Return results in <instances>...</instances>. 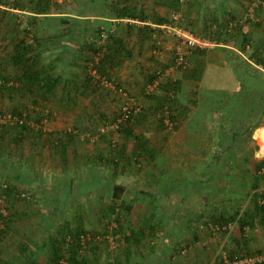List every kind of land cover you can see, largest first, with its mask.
<instances>
[{"label": "rangeland", "instance_id": "rangeland-1", "mask_svg": "<svg viewBox=\"0 0 264 264\" xmlns=\"http://www.w3.org/2000/svg\"><path fill=\"white\" fill-rule=\"evenodd\" d=\"M18 1L0 0V114L10 115L13 110H17L22 115L20 118L13 115L15 116L14 121L0 123V229L4 230L2 239H0L2 251L0 255L4 258L0 260L1 264H15L12 261L13 256L19 261L24 258L25 254L20 252L17 247L18 242L26 244L28 251L35 253L39 261H47L51 253L50 238L55 240L56 246L61 248L63 254L67 256V248H71L74 244L72 235L79 229L85 231L89 236V240L84 242V246L80 244L81 246L78 248V252L86 264H154L147 257L139 256L142 250L138 253V247L142 246L135 243L137 233L134 230L137 227L132 223L133 212L121 211L120 197L117 200H112L110 194H104L106 190L110 191L113 187L120 186L119 184L125 188L135 186L146 190L165 187V185H167L166 189L184 186L188 189L228 190L227 193L223 192V196H229L236 200L234 201L235 205L227 203L228 206H234L228 209L233 212L225 215L229 218L234 215L232 216L234 218L229 221L230 227L225 231H214V227L221 226L214 223L212 217L222 211V206L211 207L207 205V202L201 205L199 201H196L198 205H195L194 195L187 196L188 202L185 200L178 203L176 201L177 195H174L173 198L176 200L174 199L170 206L161 208L167 217L171 216L174 219V226H176L173 228V241L170 244L172 255L168 256V259L166 257L165 260L162 255L159 259L156 258L155 262L159 264H192L196 261L194 258L198 257L202 264H216L221 259L218 256L213 258L214 251L219 246L217 241H213V238L223 236L246 215L254 216L251 225L254 220L255 226L261 224L259 216H255L253 213V196L264 194V171L255 170V164L260 161V157H255L257 145L252 138L255 130L242 133L243 127L241 125L238 128L237 125L233 124L217 126L209 121V127L204 138L198 140L191 138L184 140L183 138L181 140V143L185 145L183 147L180 146L181 143L180 145L175 143L176 139L180 141L181 138L180 132L177 131L178 121H183L185 118L183 109H174L172 118L176 124L171 129H167L163 123V111L158 110V106L154 112L142 114L141 105L133 103L134 100L126 84L116 83L111 78V74L109 79L103 78V76L98 78L97 74L93 76L91 74L92 52L86 48L95 44L96 29L113 30L118 37L116 27H128L126 33L122 32L124 35L126 34L124 38L132 39L136 37L137 25L132 23L128 25L124 21L123 23H115L116 25L113 26L114 23L100 24L98 21L89 19L78 20L67 19L66 17H63L65 22L60 23L62 17H57L55 14L72 10L77 14L84 15L87 13L88 7L99 10L100 0H47L50 15L38 19L37 24L29 15L20 18L21 15L12 13V26L18 29L19 36L22 37L24 32L25 40L33 46V49L38 50L34 54H38V52L41 54L38 61L43 79L47 77L59 78V83L50 94L44 92L40 87L19 84L14 75L15 69L8 60L11 53L9 47L14 42L13 37L16 38V41L19 36H8L10 13L5 9L9 2L18 4ZM24 1V8L27 11L32 10L36 0ZM133 1L135 0L122 2L121 0H115V2L113 0L107 5L120 11L123 8L132 9ZM253 2V0H249L248 5ZM125 3H127V7L124 6ZM166 3L168 5H163L162 9L165 18L169 21L172 14H180V4L185 2L171 0L170 2L166 1ZM258 11L260 10L255 12ZM260 14H263V11L256 14L262 19ZM178 20L180 21L179 17L176 25L183 27ZM262 28L264 29L263 25ZM146 34L148 37L150 36L151 40L149 32ZM66 40L68 45L65 47L68 49H64L65 52L61 55L66 60L63 64H58V62L53 61V54L46 51V48L49 49L51 46L50 48L54 50L58 48L63 51L62 46L67 43ZM47 54L48 56L51 54L52 57L47 58ZM163 70V67L151 65L140 69L142 74H147L144 73L146 71H149L148 73L154 72L156 77L160 76ZM11 71H13V75H11ZM67 74L72 78H60V76H67ZM87 76L93 80L84 86L83 83ZM150 82L142 84L140 94L160 95L161 88L159 87L151 93L147 92V86ZM170 82L169 80L167 87L165 86L162 92L169 88ZM42 84L45 85L43 82L39 83L40 86ZM63 86L64 90L62 91L61 87L63 88ZM61 92L64 93V96L65 93L67 96L71 93L77 94V96L76 98L71 97V99L67 97H60L59 99ZM122 92L126 93V99H129L132 107L138 109L132 115L131 126L132 124L139 125L137 123L139 120V123L141 121L140 124L145 123L147 127L146 120H144L147 117L155 122V130H152V127H148L149 130L143 129L142 126L138 132L139 135L150 139L148 142L154 147L153 149L157 152L156 156L159 157L158 163L156 160L153 163L146 162L142 159L144 156L138 154L137 149H135L130 158L131 166L128 168L132 167L138 172L145 169L157 170L159 173L156 171V174H153L156 177L146 176L143 179L138 177L136 180L107 178L105 183L89 187L87 186L89 178L87 176L80 177L82 174L69 169L71 164L62 167L60 162L47 161L46 157L38 156L41 154H65L64 151L56 150L51 142L55 138L64 141L63 137L69 131L65 133L63 131L67 128L71 129L72 136H76L71 144L73 146L79 144L77 153H81L80 155L98 150L96 149L97 141H108V139L113 143L115 140L118 141L122 132L116 130L115 118L120 112V105L118 110L108 113L100 112L99 109H93L97 112H90V114L84 111L91 94L95 98V96L110 93L114 97L116 95L123 102L125 96ZM96 103L102 106L98 101ZM114 105L116 106V104ZM71 110L75 112H71ZM80 112L83 115L79 114ZM15 122L19 123L15 124ZM21 123L26 124L29 129L24 131L20 127H16ZM58 123L64 125L62 130H58ZM73 129L76 130V133L72 132ZM61 131L63 137L58 136ZM134 133L136 134V132ZM239 134H243L244 137L241 135L239 138ZM103 136H105L104 139ZM171 137H173L172 141H170ZM129 140L132 141L133 138ZM243 154L249 155L250 161L242 162L239 157ZM85 156L87 157V154ZM36 157L41 159L37 162L39 165L36 169L38 170L37 174L35 173V160H38ZM77 158L84 159V156ZM201 159L204 160L203 163L198 162ZM30 161L32 162L30 163ZM77 165L78 162L75 163V166ZM42 167L44 172H42ZM48 167L51 168L50 174L45 172ZM170 170L172 175L168 177L172 176L173 178L165 179L163 174L166 175ZM73 175L74 177H72ZM25 178H34V180L38 178V181L30 184ZM43 179L48 182V185H43ZM122 197L126 198L124 204L133 202L131 195H122ZM160 198L157 195V199ZM111 207L114 208V211ZM144 212H141L142 215ZM261 225L264 226V224ZM249 227L242 230L244 235L249 232ZM147 250L148 246L143 251ZM183 250L184 254H181ZM229 255L226 257L228 258ZM233 255L264 258V250L240 251ZM221 256L220 254V258ZM261 261L264 262V259ZM20 264L23 262L21 261Z\"/></svg>", "mask_w": 264, "mask_h": 264}, {"label": "crops", "instance_id": "crops-1", "mask_svg": "<svg viewBox=\"0 0 264 264\" xmlns=\"http://www.w3.org/2000/svg\"><path fill=\"white\" fill-rule=\"evenodd\" d=\"M112 1L113 0H100L99 10H93L92 7H88L87 13L84 15L81 13L77 14L72 10L69 12L63 11L55 15L62 18L66 17L67 19H89L98 21L100 24L114 23L112 24L113 26L116 25L115 23H123L124 21L128 23V25L129 23L137 25L136 37L132 39L124 38L126 34L124 35L122 32L124 31L126 33L127 29H129L128 27H116L118 37L125 44L124 48L131 51V58L123 59L119 56L117 59L121 58V62L117 63L116 66H113L109 69L110 71H108L110 72L109 75L111 74V78H113L116 83L126 84L129 87V92L134 100L133 103L141 105L142 114H150L151 112H154V109L157 108L160 100L156 96L140 94V87L147 81V74H142L140 69H143L144 66L150 65L154 67H163L164 70L160 73V76L154 78L158 79V87L161 88L159 96L161 97L163 95L164 92H162V89L168 84L169 80L175 82L178 86V91L176 94V105H174V107L184 110L183 115L185 118L183 121H178L179 126L177 132H180L179 135L181 138L180 141L176 139V144L179 143L180 145L183 138L184 140L190 138L197 140L204 138L205 132L209 127V121H212V124L217 126L233 124L237 125L238 128V126L241 125V127H243L242 133L249 130H255V133L252 136L257 145L255 157H260V161L264 160V141L258 137L260 134L259 131H264V99L261 97V95H264V72L256 67V64H262L264 62V29L260 22H254L251 20L238 24L235 28H232L230 32L227 31L228 21L240 18L245 12L249 0H186L184 4H180V14H178L180 18V21L178 20L179 24L183 27L185 26L192 33L213 41L215 46L211 49L194 52L189 58L188 65L184 69L180 68L179 70H176L173 66V47L175 40L157 28L158 24L152 23L153 17L157 18L158 16L165 18L162 6H167L168 4L166 1L170 2L171 0L133 1L131 6L132 9H127L134 11L136 14H144L148 18L146 22H141L137 19L118 18L119 10L113 9L107 5ZM122 1L124 0H121V2ZM253 1L256 2L258 0ZM24 3V0H19L17 5L9 2V5L5 8L10 13V29L7 33L10 37L15 35L19 36L18 29L15 26H12V13L21 15L20 18H25V15H29L36 21L35 24H37L38 19L45 17V15L37 14L35 12L34 8L36 1L34 2L33 9L28 11L24 8ZM125 5L127 7V3H125L124 6ZM258 12H256V14ZM48 15L50 14H47L46 16ZM256 16L258 19H261V16ZM144 26L150 28L149 35H151V40L149 36V40L146 39L140 43V37L142 33L145 32L141 31L144 29ZM19 38L21 37L19 36ZM15 39L16 38L13 37L14 42ZM66 45H68V41L62 46L63 48L61 47L63 51L58 48L54 50L50 48L51 46L49 49L46 48V51L53 54V57L51 54L49 56L47 54V58L52 57L54 62L63 64L66 59H63L61 55L65 52L64 49H68L65 47ZM11 49L12 46L9 47L10 51ZM33 50V52L38 51L35 48ZM38 54L40 53L38 52ZM39 57H41V54ZM64 66L66 67V65ZM148 72L149 71H146L144 73ZM11 75H13V71H11ZM60 78L72 77L67 74V76H60ZM61 90H64V86L63 88L61 87ZM191 91H194L193 93H195L196 101L195 108L193 109H191V104L189 103L194 99ZM76 96L77 94L74 93H71L69 96L65 93L64 96V93L61 92V95L58 98L67 97L71 99V97L76 98ZM115 97L112 94L107 93L101 96H95L94 98L91 94L89 102L85 105L84 112L88 114H90V112H97L93 111V109H99L100 112L103 111L104 113L118 110L119 105L121 108L123 102H121L116 95ZM96 101L102 106L97 105ZM114 104H116V106ZM71 112L75 111L71 110ZM261 113H263V115L258 120L253 119L254 116H258ZM79 114L82 113L80 112ZM144 120H146L147 127L145 126V123L140 124L141 121L139 123V120L137 122L139 125L132 124L131 126L133 134L139 138V140H137L138 142L134 138L132 141L129 139L126 140L124 134L120 133V139H118V141L115 140L114 143L109 139L108 141H97L96 149L98 150L86 153V157V154L80 155L81 153H77V146L79 144L74 146L71 144L76 136H72L70 133L71 129L67 128L63 131L64 133L69 131L65 134V137L62 135V131L61 133H58V136H62L64 141L55 138V140L51 142L56 150L60 152L64 151L65 154H41L38 156L42 158L46 157L48 159L47 161L52 160L55 163L60 162L62 167L66 164H71L69 169L71 168L73 172L76 171V173L82 174L80 177L87 176L89 178L87 180V186L89 187L99 186L102 183H105L107 178H113L114 180L116 178L136 180L138 177L140 179H143L146 176L156 177V175L153 174H156L157 170L151 171L145 169L138 172V170H135L132 167L128 168L131 166L130 158L134 154L135 149H137L138 154L144 156L142 157L144 161L153 163L156 160L157 163L159 162V157L156 156L157 152H155L151 143L148 142L150 139L143 135H139L140 133L138 132V129H141L142 126L143 129L148 130V127H152V130L155 128V122H153V120L148 119V117ZM172 122L174 123V121ZM175 124L176 122L174 125ZM57 125L59 126L58 130L64 128L63 124L58 123ZM72 132L76 133V130L73 129ZM134 132H136L137 135ZM241 135L243 134L238 135L239 138ZM104 137L105 136H103V139ZM172 138L173 137L170 138V141H172ZM59 144L62 145L63 148H61ZM180 146L185 147L182 143ZM67 151H69V153H67ZM82 156H84V159L77 158ZM36 159L38 160H35V170L39 167L37 162L39 160L41 161L38 157H36ZM239 159L242 162H247L250 161L251 157L247 154H243ZM31 162L32 161H30V163ZM76 162H78L77 166H75ZM198 162L203 163L204 160L201 159ZM43 170L42 167V172H44ZM37 172L38 170H36L35 173L37 174ZM45 172L50 174L51 168L48 167ZM169 175H172L171 170L168 171L166 175L163 174V177L165 179L173 178L172 176L168 177ZM72 177H74V175ZM25 179L30 184H34L36 180L38 181V178H35L36 180H34V178ZM42 183L43 185H48V182H45V179L42 180ZM119 185L120 186L115 187L120 188L118 194L120 195L122 203H126V198H121L122 195L133 196V202L126 205H129L131 212H133L134 216L132 223L137 227V229L134 230L137 233L135 243H139V245L142 246L138 247V253L142 250L141 255L139 254V256L142 258L147 257L152 260L154 264H159L155 261L156 258L159 259L161 255L164 260L166 257L168 259V256L172 255L170 244L173 241V228L176 226H174V219H172L171 216L167 217L163 211H161V208L165 206L167 207L168 205L170 206L172 201L174 199L176 200V198H173L175 197L174 195H177L176 201L178 203H182L185 200L188 202L189 200L187 196L194 195V202L199 201L201 202V205H204V203L207 202V205H210L211 207H214L215 205L222 206V211H220L221 213L219 212V214L223 216L233 212L228 209L234 207L232 205H235L234 201H236L229 196H223V192L227 193L228 190L221 191L220 189H217L214 191L213 189L204 188L188 189L184 186L166 189L167 185L157 189L146 190L144 188H136L135 186L125 188L122 184ZM107 193L111 195L112 190H106L104 192L105 195ZM157 195L161 198L157 199ZM178 195H180V197H178ZM227 203H232V205L228 206ZM195 205H198V203L196 202ZM140 210L145 211L143 215ZM248 216L249 215H246L245 218L239 220L238 224H234L233 227L223 236L216 239L213 238V241H217L219 244L218 248L214 251L213 258L218 256L219 259L222 260L226 255L230 254L233 256V254H238L240 251L254 252L260 249L264 250V226L262 227L261 224L255 226V220L252 221L253 224L251 225V219ZM227 218H229V216ZM241 223L243 224L240 225ZM248 227L250 230L244 235L242 230ZM146 246H148V250L143 251ZM181 254H184V250L181 251ZM220 254L222 255L221 258ZM194 259L196 260L193 262L194 264H202L199 257Z\"/></svg>", "mask_w": 264, "mask_h": 264}, {"label": "trees", "instance_id": "trees-1", "mask_svg": "<svg viewBox=\"0 0 264 264\" xmlns=\"http://www.w3.org/2000/svg\"><path fill=\"white\" fill-rule=\"evenodd\" d=\"M47 0H36L35 4V12L37 14H43L47 15L49 14L48 12V7H47ZM17 5V3L15 4ZM46 17V16H45ZM118 18H126V19H132L135 20L137 19L138 21L141 22H146L148 18L142 14V13H135L134 11L128 10L127 8H123L118 12ZM170 21V19H169ZM166 18L158 17L152 18V23H156L158 25L163 24V23H168L169 22ZM65 20L63 18L60 19V23H64ZM148 29V30H147ZM147 30V31H146ZM101 28L96 29V41L95 44H91L88 46V49L90 52H92V59L99 55L97 57V62L92 64V69L95 71V73L99 76L106 79H109V69L112 68L113 66H116L117 63L121 62V58L123 59H130L131 58V51L129 49H125V45L123 41L116 36V34L113 33H108L107 31V37L106 39L100 43V33H101ZM141 31H145L142 33L140 37V43L145 41L148 37L146 34L147 32L150 31V28L148 26H144V29ZM26 33V32H25ZM24 34V32H23ZM22 34V37L17 39L11 49V53L9 55V62L12 64L14 67V75L16 80L19 82L21 85H28L30 84L31 86L35 87H40V89L44 90L47 94H50L52 89L59 83V78H52V77H47L46 79H43V74H41V68L39 67V54H34L33 46L29 44L26 40L24 35ZM36 40V39H35ZM34 40V41H35ZM36 43V41H35ZM122 54V56H121ZM121 57L120 59H117L118 57ZM91 59V60H92ZM164 69V68H163ZM42 77V78H39ZM147 81L146 83H149L151 79L156 78V73H147ZM93 78H90V76H87L84 80L83 85L86 86L87 84L91 83ZM100 80V79H98ZM97 80V82H98ZM43 82L45 85L40 86L39 83ZM152 82V81H151ZM150 82V83H151ZM98 84V83H96ZM171 82L169 83V85ZM175 85V91L177 94L178 91V86L175 82H173ZM167 87V85H166ZM169 89V88H168ZM168 89H164L163 95L160 97L159 95H152L156 96L159 98L160 102L158 104L159 109L158 110H164V106L167 104L168 112L170 114V119L173 121L172 116L174 115V109H178V107L174 108V105H176V95L173 99L168 100L166 92ZM166 91V92H165ZM194 91H191V94H193V98L189 103L191 104L190 107L191 109L195 108L196 101H195V93ZM262 99H264V95H261ZM254 98V97H253ZM14 113V114H12ZM10 115L15 118L18 117L20 118L22 115L20 112L17 110H13ZM15 115V116H13ZM263 113L259 114L258 116H254L253 119L258 120ZM120 113H118L117 118H119ZM117 118H115L117 120ZM250 118V117H249ZM115 120V123H116ZM133 120L132 113L128 115L127 120H125L122 123L117 124L116 130L122 132L124 136L128 139L134 138L136 141L139 140L138 137H136L133 132H132V127H131V121ZM19 123V122H18ZM15 122V124H18ZM16 127H20L22 130H27L29 127L26 124L21 123L20 125H16ZM32 129V128H31ZM138 142V141H137ZM60 145V144H59ZM61 148H63L62 145H60ZM140 147V146H139ZM141 148V147H140ZM264 167V160L259 161L257 164H255V170H261ZM120 192V188L113 187L112 193H111V199L112 200H117L120 195L118 194ZM258 195L253 196V210H254V215L259 216V220L261 224H264V194L261 195L260 197L263 200V203L261 205H257L256 200H257ZM112 208V211H114V208ZM120 209L122 212H131L130 206L126 205L121 202ZM251 220L254 217H251L250 215L248 216ZM234 217L227 218L223 215H215L212 217V221L214 223H217L219 226H224L226 225L231 219ZM244 223V222H243ZM241 223L240 225H242ZM6 229V228H5ZM4 234V230L0 229V239H2V236ZM85 231L79 229L76 231L74 235H72L74 239V244L72 245L71 248H67V256H65L61 250V248L56 246V242L54 239H49L50 240V258L47 259V261L42 262L37 259V256L35 253H32L31 251H28V248L26 244H23L21 242H18L17 247L19 248V251L25 254L24 258L21 260L23 264H86V261L84 258L79 254L78 248L80 245V235H85ZM1 248H0V254H1ZM13 262L15 264H20L21 261H19L16 257H12ZM238 258L237 256H232L229 255L228 259H234ZM4 258L0 255V260H3ZM218 263V262H217ZM1 264V263H0ZM259 264H264V262H261Z\"/></svg>", "mask_w": 264, "mask_h": 264}, {"label": "built area", "instance_id": "built-area-1", "mask_svg": "<svg viewBox=\"0 0 264 264\" xmlns=\"http://www.w3.org/2000/svg\"><path fill=\"white\" fill-rule=\"evenodd\" d=\"M181 3L185 2V0H179ZM260 9L261 12L263 11L262 19H258L256 16V10ZM178 14H172L170 21L168 23H163L161 25H158L157 28L165 32L168 36L173 38L175 40V44L173 47V66L176 69H184L189 62L190 56L196 52V51H202L206 49H211L215 46V43L213 41H210L202 36H199L197 34L192 33L190 30L180 27L176 25V21L178 19ZM256 21L260 22L264 27V0H258L256 2H253L252 4H249L245 12L240 16L238 19H231L227 23V31L230 32L232 28H235L238 24H241L244 21ZM100 33V43H102L106 37H107V31H105L103 28H101ZM108 33H113V30H109ZM94 58V63L97 62V57ZM256 67L264 72V64H256ZM91 74L93 76H96L95 71L92 69ZM99 78V76H98ZM102 80V79H101ZM159 85L158 79L152 80V82L147 86V92H153L154 89H156ZM120 90V89H119ZM124 97V101L120 108V116L116 120V125L119 123L124 122L127 120L128 115L132 113L137 112V108H133L130 104L129 99H126V93L122 92ZM167 99H173L176 95L175 91V85L173 82L169 85V89L166 92ZM164 118L163 123L167 127V129H171L174 126V123L170 119V114L168 112L167 104L164 106L163 110ZM15 118H13L11 115H2L0 114V123L5 121H14ZM117 127V126H116ZM261 171H264V167L261 169ZM257 205H261L263 203V200L260 196L257 197L256 200ZM230 227V223L228 222L226 225L222 227H214V231L219 230H226ZM89 240L88 234L80 235V244L84 246V242ZM264 258L261 257H247V256H241L234 259H228L227 257H223L222 260H220L216 264H256L262 262Z\"/></svg>", "mask_w": 264, "mask_h": 264}, {"label": "bare ground", "instance_id": "bare-ground-1", "mask_svg": "<svg viewBox=\"0 0 264 264\" xmlns=\"http://www.w3.org/2000/svg\"><path fill=\"white\" fill-rule=\"evenodd\" d=\"M259 133L260 134L258 135V137H260L264 141V131L260 130Z\"/></svg>", "mask_w": 264, "mask_h": 264}]
</instances>
